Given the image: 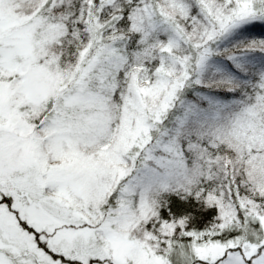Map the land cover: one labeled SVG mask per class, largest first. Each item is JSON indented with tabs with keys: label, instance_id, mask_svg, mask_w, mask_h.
<instances>
[{
	"label": "snow or ice",
	"instance_id": "6c2138e0",
	"mask_svg": "<svg viewBox=\"0 0 264 264\" xmlns=\"http://www.w3.org/2000/svg\"><path fill=\"white\" fill-rule=\"evenodd\" d=\"M0 264H264V0H0Z\"/></svg>",
	"mask_w": 264,
	"mask_h": 264
}]
</instances>
